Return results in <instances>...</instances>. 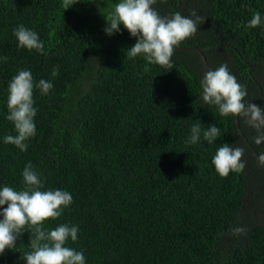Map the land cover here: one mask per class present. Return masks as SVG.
Wrapping results in <instances>:
<instances>
[{"label":"trees","instance_id":"trees-1","mask_svg":"<svg viewBox=\"0 0 264 264\" xmlns=\"http://www.w3.org/2000/svg\"><path fill=\"white\" fill-rule=\"evenodd\" d=\"M118 2L72 0L65 9L63 0H0V190H23L30 163L41 191L70 193L72 203L42 227H78L65 246L85 264H264V144L242 117L204 103L201 87L206 71L227 64L244 103L264 109V0H157L161 16L195 10L204 20L175 46L171 68L129 59L137 38L123 25L106 34ZM256 12L261 24L250 28ZM20 25L38 34L43 54L19 47ZM21 70L32 74L37 113L26 151L4 143L17 135L7 100ZM42 79L53 85L47 94L35 87ZM198 122L219 128L212 144L203 131L190 143ZM224 144L243 148L246 165L227 177L212 163ZM31 237L26 227L0 264H27Z\"/></svg>","mask_w":264,"mask_h":264},{"label":"clouds","instance_id":"clouds-1","mask_svg":"<svg viewBox=\"0 0 264 264\" xmlns=\"http://www.w3.org/2000/svg\"><path fill=\"white\" fill-rule=\"evenodd\" d=\"M156 3L157 0H119L114 10L106 17L108 27L105 32L111 36L119 32L120 26L123 25L132 37L137 38L135 45L127 51L129 59L143 55L149 65L171 68L175 46L194 36L198 25L204 23V20L195 10H192L189 16L179 12L170 17L161 16L153 7ZM71 5L72 0H63L62 6L65 9L71 8ZM260 24L261 15L256 12L248 26L255 28ZM13 34L19 47L44 53V44L36 32L20 25L13 30ZM4 59L6 60V57ZM148 70L145 67V72ZM52 75H58V70L54 69ZM35 87L47 94L53 85L42 79ZM201 87L204 103L218 106L223 117H242L244 122L257 132L254 142L257 145L264 144V109L255 103H244L247 92L229 72L227 64L206 71ZM33 89L32 74L27 70L19 71L8 87L9 115L6 118L13 122L17 135L6 136L4 143L15 145L22 151L27 150L25 141L36 133L34 117L37 113L33 107ZM202 131L204 140L209 144L219 135V128L216 126H209L205 130L198 122L192 125L190 143H197ZM243 156V148H232L224 144L218 148L212 163L221 177H227L230 171L238 172L245 168ZM257 163L264 167V152L257 156ZM22 175L25 183L23 190L17 191L8 186L0 190V208H3L0 212L3 217L0 220V255L16 246L18 237L27 227L32 233V251L23 255L27 264H85L82 252L65 246L69 238L72 241L77 240L78 227L64 224L49 231L42 227L44 222L61 216L63 209L73 201L71 194L61 190L41 191V180L30 163ZM5 205L7 207H4ZM236 231L242 232L243 229Z\"/></svg>","mask_w":264,"mask_h":264},{"label":"water","instance_id":"water-1","mask_svg":"<svg viewBox=\"0 0 264 264\" xmlns=\"http://www.w3.org/2000/svg\"><path fill=\"white\" fill-rule=\"evenodd\" d=\"M205 61H206V59H205Z\"/></svg>","mask_w":264,"mask_h":264},{"label":"bare ground","instance_id":"bare-ground-1","mask_svg":"<svg viewBox=\"0 0 264 264\" xmlns=\"http://www.w3.org/2000/svg\"><path fill=\"white\" fill-rule=\"evenodd\" d=\"M205 60V59H204Z\"/></svg>","mask_w":264,"mask_h":264}]
</instances>
